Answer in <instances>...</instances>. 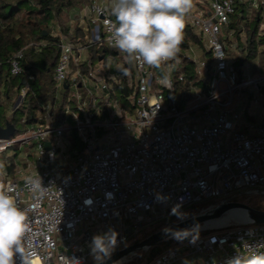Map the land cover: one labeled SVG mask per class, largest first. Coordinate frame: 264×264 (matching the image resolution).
I'll return each mask as SVG.
<instances>
[{
  "label": "built area",
  "instance_id": "2783aa9c",
  "mask_svg": "<svg viewBox=\"0 0 264 264\" xmlns=\"http://www.w3.org/2000/svg\"><path fill=\"white\" fill-rule=\"evenodd\" d=\"M238 1L245 0H209V15L198 11L186 16L211 51L213 67L208 75V59L197 57L193 45L186 49L206 88L194 89L183 105L175 80L183 81L184 75L174 77L175 58L155 68L129 63L112 46L113 2L92 5L94 26L90 33L84 30L86 41L60 43L54 79L59 96L65 93L63 117L56 119L47 103L45 122L36 120L25 133L0 137V187L26 211L29 229L22 245L33 264H88L92 237L110 228L119 234L115 252L145 221L165 215L178 203L182 211L212 197H220L219 203L233 200L232 191L242 187H248L246 194L264 191V107L262 122L246 130L237 128L241 115L233 108L243 88L261 89L264 81V75L241 78L227 55L225 38ZM95 55L99 60L93 61ZM22 58L19 50L10 60L14 75L24 72ZM165 75L168 85L161 82ZM33 79L30 75L21 88L15 107ZM73 130L83 149L64 153L71 143L65 146L64 136H72ZM31 140L37 141L31 163L35 171L22 179L9 176L3 165L7 149ZM29 176L42 178L43 194L30 190ZM192 241L161 252L147 264H228L236 255L264 253V223L226 224ZM14 260L22 264L19 253Z\"/></svg>",
  "mask_w": 264,
  "mask_h": 264
},
{
  "label": "trees",
  "instance_id": "16d2710c",
  "mask_svg": "<svg viewBox=\"0 0 264 264\" xmlns=\"http://www.w3.org/2000/svg\"><path fill=\"white\" fill-rule=\"evenodd\" d=\"M95 2L97 0H0L1 126H6L10 122L15 126V135L25 133L36 120L45 122L43 105L47 103H50L56 119L63 117L65 93L62 97L59 96L54 79L55 66L60 54V43L64 40L86 41L80 24L72 26L71 21L80 20V13L84 7H88L91 12V7ZM225 40L228 44L236 43L235 46L241 52L240 56L233 60L235 67L238 66L241 77L244 75L242 67L248 59L256 56L260 49L264 55V4L260 3L255 6L246 1H238L235 12L231 15L230 27ZM192 45L197 48L202 58L208 59L209 75L213 67L212 53L206 47L197 28L185 17L183 40L180 50L174 57L176 59L174 77L184 75L183 81L175 80V88L181 105L191 97L194 89L206 88L196 71L195 62L186 53V49ZM19 50H23L24 72L14 75L11 72L10 60ZM231 51L227 45V54H232ZM98 57L99 55H95L93 61L99 60ZM30 75L35 76V79L30 80V90L25 99L15 107L21 88L29 80ZM72 139L69 147L81 151L83 142L78 138L76 130L72 131ZM13 146L14 144L10 147ZM21 162H25L24 157H19V159L16 155L3 157V165L9 175H16V165ZM218 204L219 201L216 202V205ZM174 222L170 221L162 227ZM210 232L213 231L210 230ZM190 238L192 237L178 241L185 242ZM167 240L173 242L175 238L168 237L162 242ZM157 246L158 244L147 249L150 257L144 264L149 263L163 252Z\"/></svg>",
  "mask_w": 264,
  "mask_h": 264
},
{
  "label": "clouds",
  "instance_id": "9594fccd",
  "mask_svg": "<svg viewBox=\"0 0 264 264\" xmlns=\"http://www.w3.org/2000/svg\"><path fill=\"white\" fill-rule=\"evenodd\" d=\"M192 7V0H113L111 13L116 18L110 25L112 46L125 53L129 63L138 62L160 68L173 59L183 40L185 17ZM62 72V69H60ZM127 74V70H124ZM168 85L167 75L161 81ZM2 167V165H0ZM26 184L33 192L43 194L44 186L40 176H29ZM158 199H164L158 195ZM178 203L171 214L178 219L186 218V213ZM26 211L21 209L16 198L0 187V264H15L14 257L20 254L22 264H33L24 254L22 240L28 232ZM199 225L190 229H164L173 238L193 241L198 238ZM118 233L114 229L92 237L90 248L97 264H104L118 246ZM34 255V254H33ZM228 264H264V253H254L243 257L236 255Z\"/></svg>",
  "mask_w": 264,
  "mask_h": 264
},
{
  "label": "rangeland",
  "instance_id": "374dc122",
  "mask_svg": "<svg viewBox=\"0 0 264 264\" xmlns=\"http://www.w3.org/2000/svg\"><path fill=\"white\" fill-rule=\"evenodd\" d=\"M194 1L200 2L199 0H192V7L190 12H198V11H204L207 10L208 4L206 3V0L204 2H201L204 6H201L198 8L197 5H195ZM248 4V0H245ZM97 2H103V3H111L113 0H97ZM197 4V3H196ZM81 17L80 20L77 22L76 20L71 21L72 26H76L80 24V27L83 30H86V32L90 33L91 29L93 28V23L91 21V12L89 11L88 7H84L82 9V12L80 13ZM226 47L227 45L231 48L230 55H228L229 60L233 63V60L240 56V51L235 46L236 43L228 44L227 40H225ZM88 54L89 51H88ZM196 56L200 57V53L196 52ZM263 52L262 49L258 52V54L250 59H248L247 63L244 64L242 67L245 73V77H256L259 75H264V59H263ZM234 64V63H233ZM235 66V65H234ZM236 69L238 70V66H236ZM243 76H241L242 78ZM261 89H257L255 85H249L245 88H243L240 97L243 96L244 99V107L241 110L242 112V119L237 121L236 125L239 126L241 122H244V125L248 126L250 124L255 125L256 123H259V119L262 116L263 113V107H264V81L261 84ZM18 99V98H17ZM235 103V102H234ZM72 136L69 134H66L64 136V145L67 146L69 142H72ZM71 147L64 148V153H66L68 150H70ZM37 152V141L31 140L27 144H21L20 142L14 143L13 147L8 148L6 151L5 156H12L16 155V157L19 159V157H24L25 162L19 165H16L17 173L16 175H9V176H15L17 178H24L28 175H30L33 171H35V166L32 163V161L35 158V154ZM31 154V155H29ZM60 159V156L58 155V161ZM30 163L31 165H28ZM16 171V170H15ZM248 187H242L238 190L232 191V196L235 200L245 202L251 206H255L256 208H262L264 210V191H253L250 194L243 193V191ZM221 200L220 197H212L209 199H205L200 202H194L191 204H188L183 207L182 212L186 213V218L194 216L196 214L201 213L202 208L208 207L210 204H213L215 202H218ZM216 204V203H215ZM205 206V207H204ZM184 218V219H186ZM183 219H178L176 215H172L171 211H167L165 215L147 220L144 222L142 228L138 231L133 233L131 239L129 242H127L126 245L132 244L137 241H141L144 238L148 237L153 232H156L165 226L162 227L163 224H167L168 222H174V221H180ZM248 221L243 220H229V223L226 224H237V223H245ZM225 224V225H226ZM203 227L198 229V236L208 234L211 231H214L215 229H219L218 226H212L209 225L206 227V225H202ZM215 230V231H216ZM201 232V233H200ZM183 242H179L177 239H175L173 242L170 241H164L158 244L157 248L160 251H167L170 248L177 247L179 244ZM150 252H147V249H141L136 251L135 253L129 255L126 257L125 260H123L119 264H144L149 260V254ZM97 262L94 260V258H90V261L88 264H96Z\"/></svg>",
  "mask_w": 264,
  "mask_h": 264
},
{
  "label": "water",
  "instance_id": "95a60500",
  "mask_svg": "<svg viewBox=\"0 0 264 264\" xmlns=\"http://www.w3.org/2000/svg\"><path fill=\"white\" fill-rule=\"evenodd\" d=\"M123 91L125 94L128 93L127 85L123 84ZM19 101L16 103L18 104ZM15 134V126L8 122L6 126L0 125V137L1 138H9ZM47 149L51 148V143H46ZM240 208L245 211V217L242 219L243 221L255 222V223H264V210L253 207L245 202L237 201V200H229L225 202H221L218 205L208 208L205 211H202L199 214L188 217L186 219L174 222L156 232H153L148 237L144 238L141 241L134 242L132 244L126 245L111 254L109 258L106 259L104 264H119L126 259L127 256L135 253L141 249H148L153 245L161 243L168 237H172L171 233L166 234L164 229H172V230H181V229H190L194 225H199V228L203 227L202 225H206L208 227L210 224H207L209 221H213L219 219L225 215H227L232 209ZM218 226V225H214ZM223 226L219 225L218 227ZM97 264V263H96Z\"/></svg>",
  "mask_w": 264,
  "mask_h": 264
},
{
  "label": "crops",
  "instance_id": "0c3cea01",
  "mask_svg": "<svg viewBox=\"0 0 264 264\" xmlns=\"http://www.w3.org/2000/svg\"><path fill=\"white\" fill-rule=\"evenodd\" d=\"M200 2H196V1H194V3H195V5H197L198 6V8H200L201 6H204L201 2H204V0H199ZM249 2V1H248ZM197 3V4H196ZM206 3L209 5L208 6V8H207V10H204V12H205V14L206 15H209L210 14V3H209V0H206ZM250 3V2H249ZM253 5V4H252ZM243 77H245V73H244V75H243ZM245 78H247V77H245ZM235 102V103H234ZM234 102H233V108H234V110H237L239 113H240V115H241V119H242V109H243V107H244V99H243V96H237L236 98H235V100H234ZM262 118H263V114H262V116H261V118L259 119V123H256L255 124V126H257V125H259L261 122H262ZM38 121H36L34 124H36ZM34 124H32V125H34ZM250 125H253V124H250ZM249 126V125H248ZM248 126H246V125H244V122H241V124L239 125V126H237V128H239V129H241V130H246L247 129V127ZM195 257H199V255H195V254H188V256H187V258H195Z\"/></svg>",
  "mask_w": 264,
  "mask_h": 264
},
{
  "label": "bare ground",
  "instance_id": "6f19581e",
  "mask_svg": "<svg viewBox=\"0 0 264 264\" xmlns=\"http://www.w3.org/2000/svg\"><path fill=\"white\" fill-rule=\"evenodd\" d=\"M245 217V211L243 209H240V208H235V209H232L227 215L219 218V219H216V220H213V221H209L207 222V224H210V225H225L226 223H229V220L233 219V220H242L243 218ZM125 260V259H123Z\"/></svg>",
  "mask_w": 264,
  "mask_h": 264
}]
</instances>
